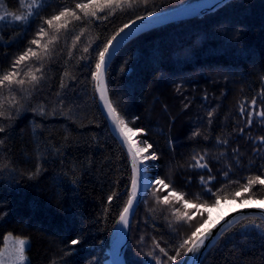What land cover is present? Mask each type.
Returning <instances> with one entry per match:
<instances>
[{
    "label": "trees",
    "instance_id": "16d2710c",
    "mask_svg": "<svg viewBox=\"0 0 264 264\" xmlns=\"http://www.w3.org/2000/svg\"><path fill=\"white\" fill-rule=\"evenodd\" d=\"M1 1L0 14L27 15L32 3ZM192 1L121 4L98 11L99 19L84 18L76 9L82 19L62 18L66 27L56 31L44 21L87 0H37L38 15L30 20L14 21L8 15L0 21V75L28 47L40 59L21 65L18 78L28 79L24 73L29 68H40L36 74L42 75L35 87L0 89L10 117H0L5 128L0 133V247L7 235H14L29 240L28 264H111V239L131 191L132 169L100 110L95 63L124 24ZM41 27L48 36L41 46L32 45ZM53 35L57 39L45 50L42 45ZM107 79L113 105L130 127L144 129L138 138L151 143L149 152L159 157L149 162L157 165L148 168L150 176L170 185L155 195L154 188L146 191L133 219L125 263L170 264L156 244L173 255L200 216L175 198L163 204L156 196L162 201L175 190L191 203L211 205L210 188L240 204L233 193L250 176L264 178V118L254 114L252 124L247 123L253 98L256 112L264 110V0H231L207 15L139 35L118 53ZM201 155L207 169L193 167V157ZM244 198L264 201V186L256 185ZM184 211L196 214L191 225L176 219ZM251 219L260 227H245ZM73 239L80 243L72 245ZM201 264H264V220H240Z\"/></svg>",
    "mask_w": 264,
    "mask_h": 264
},
{
    "label": "snow or ice",
    "instance_id": "6c2138e0",
    "mask_svg": "<svg viewBox=\"0 0 264 264\" xmlns=\"http://www.w3.org/2000/svg\"><path fill=\"white\" fill-rule=\"evenodd\" d=\"M23 3V0H21ZM43 0H41V3ZM143 3L147 4L149 0H87V2H80L75 5V9L65 7L63 10L59 11L58 14L52 15L50 18H47L44 23L52 29H55L56 31L59 30V28L66 27V23L61 22L62 18H68V17H75L76 20H81L82 16L84 18L87 17H95L99 19L100 17L97 15L98 11H103L105 8H113V7H119L121 4H127L129 7L132 6L133 3ZM35 6V7H33ZM41 4L37 3V0H32V3L28 5V11L27 15H17L15 13H9V14H0V21H4L8 18V15H11L14 21H27L30 20L32 17L38 15V9L40 8ZM76 9L79 10V12L82 14L78 15ZM148 15H153V13L149 12ZM106 18V17H105ZM138 20H143L144 17L138 16ZM132 24H135L136 21L133 20L131 22ZM130 28V24H124L123 27L119 29V31L116 32L115 35H113L103 46V50L99 52L98 58L95 63V70L92 73L93 79L96 81V89L99 92V98L103 102V108L106 110L107 117L110 120L111 124L113 125L114 130L116 133L121 137V143L122 145L126 146L127 154L130 156L131 159V169H132V175H131V191L128 193V199L126 201L125 206L123 207L122 211L119 213V223L122 225L121 228H118L116 232L114 233V237H116V245L113 248V254L117 257V260L115 261V264H120L118 260L119 252H120V245L123 243L122 241V233L121 230L125 232V229L129 227L130 223V216L134 209V203L138 200V193L143 191H146L149 188H154V195L156 192H159L161 190V187L163 189H168L170 185L165 182L163 178H160L158 176H150L148 168L149 167H157V165H149V161H156L159 159L156 152H149L150 149L153 148V145L151 143H148L146 140H144L143 146L140 145V143L133 139V137L136 135L137 132H144V129L137 128L133 129L129 126V122L124 118V116L121 114L120 111L117 110V107L113 105V102L109 98L108 93V87L105 83V71L108 64V61L111 57V52L114 47L113 42L117 41V38L121 36V33H124L125 29ZM38 39H32L31 44L36 46H41V40L48 36V31L41 27L37 33ZM79 36L76 37L77 40H79ZM57 39L56 35H53L48 43L43 44L42 47L47 50L49 47V44H51L54 40ZM85 52L88 51L87 48L84 49ZM32 58H37L38 54L32 47H28L23 53L18 55V57L14 60L12 64L11 70H9L7 73L0 75V89L4 88L5 86L8 88V90L11 92L13 90V86H19L21 90H23V86L27 83L31 87H35L36 84L40 82L42 79V75L38 76L36 73L40 72V68L35 69L33 71L31 68L28 69L26 73H24L25 77H28V79L25 78H18L21 76V72L18 70L21 65H23L26 61L31 60ZM41 67H43V64H41ZM63 87V84L61 85ZM12 100H15V97H11ZM256 104L257 101L255 98L251 100V107L252 111L248 113L247 123L249 125L252 124V118L254 114H258L260 117L264 118V110H260L258 113L256 112ZM240 112L241 115L244 114L245 108L244 104L241 103L240 105ZM212 113H209V116H211ZM0 117L10 118L6 116L5 111V101L2 98V92H0ZM5 128L3 126H0V133L4 132ZM243 131V129H241ZM194 136L199 135V132L193 133ZM260 140L264 141V137H260ZM226 143V141H224ZM0 144H3V140H0ZM193 159L196 161V163L193 165L195 168H204L207 169L208 165L207 163H201V161L204 160V156L201 155L197 159V157H193ZM40 172V168L36 169V172L33 173V176L37 175ZM225 177L228 176V172L224 173ZM209 179H214V177H209ZM201 183L206 184L207 181H205L204 177H200ZM256 185L264 186V178H262L260 175L256 176H250L247 178L246 183L237 191H235L232 195L233 200H239L242 204H246L247 200H251L253 197L249 196L247 200L244 198V194L248 193L250 190H252ZM222 191V190H221ZM208 194L210 196H214V201L211 205L207 204V201L204 203H191L188 200H185L183 197V194H178L173 190L168 195H164L162 197L156 196L157 202H162L163 204H171L172 198H175L177 202H182L185 209H196L198 214L200 216V222L197 226L193 228L190 235H187L185 239H183L182 243H180L178 249L175 251V253L171 256L168 255V252L165 250V248L160 247L159 244H156V247L159 248V251L164 254L168 258V261L170 264H175L178 258H180L182 255H188L196 254L201 248H204L206 246V242L210 239L212 236V229L215 226L216 222L211 221V216L208 217L204 216L205 212H209L210 208H219L221 205V201L223 200L225 203L229 202V198L227 195L221 196L216 193H213L212 190L208 189ZM113 195L108 197L109 204L112 202ZM190 215L187 211H184L183 213L177 212L176 219L178 221H184L187 222L189 225L192 224L193 220H195V215ZM221 219H224L221 217ZM245 219H248L245 217ZM260 227L259 225H256L255 219H251L249 221V225H245V227ZM80 243L78 239H73L71 241L72 245H76ZM16 246V252L15 256L16 259L20 262V264H23V262L26 260L25 257V248H26V240L25 239H17L15 242ZM183 262V261H182ZM157 264H160L159 261H157ZM195 264V262H193Z\"/></svg>",
    "mask_w": 264,
    "mask_h": 264
},
{
    "label": "water",
    "instance_id": "95a60500",
    "mask_svg": "<svg viewBox=\"0 0 264 264\" xmlns=\"http://www.w3.org/2000/svg\"><path fill=\"white\" fill-rule=\"evenodd\" d=\"M229 1L231 0H195L190 3L181 5L179 7L145 17L143 20H137L135 24L131 23L130 28L125 29L124 33H121V36L117 38V41L113 42L114 47L112 49L111 57L108 61L104 76L107 87H108L107 75L112 62L114 61L118 53L121 51V49L131 40H133L134 38L138 37L139 35L149 30H152L160 26H164L167 24H171L186 19H191L194 17L207 15L213 11H216L217 9H219ZM95 85H96V81H95ZM96 93L98 96L100 110L103 116L107 119L110 130L112 131L114 136L118 139L119 143L122 145L121 137L116 133V131L113 128V125L108 119L106 110L103 108V102L99 98V92L97 89H96ZM108 93H109V88H108ZM109 98H110V94H109ZM122 147L125 149L127 153L126 146L122 145ZM128 158L131 163V159L129 155ZM146 191L142 190L141 192L138 193V200L134 203V209L130 216L129 227L125 229V232L121 230L122 233L121 238L123 243L119 246L120 252H119L118 260L120 264H126L125 253L129 244L133 219L138 210V207L140 206L144 198ZM222 217L224 219L220 218L219 220L216 221V224L212 229V236L206 242V246L204 248H201L196 254L189 253L188 255H186L181 264H190V262L191 264H193V262H195V264H201L206 253L210 250L212 246L216 244V242L220 239V237L224 234V232H226L228 229H230L240 220L245 219V217L247 218L258 217L264 220V205L253 204L250 206H242L240 208L232 209L229 213L223 215ZM121 227L122 225L118 223L112 235L111 244H110V254H109L111 264H115V261L117 260V257L114 256L113 254V248L116 245V237H114V233L118 228Z\"/></svg>",
    "mask_w": 264,
    "mask_h": 264
},
{
    "label": "rangeland",
    "instance_id": "374dc122",
    "mask_svg": "<svg viewBox=\"0 0 264 264\" xmlns=\"http://www.w3.org/2000/svg\"><path fill=\"white\" fill-rule=\"evenodd\" d=\"M1 2L2 1L0 0V3ZM138 134L139 133L137 132L136 135L133 137V139L138 141L140 145L143 146V143L140 141V139L137 136ZM221 203H225V202H221ZM247 203H254V202H247ZM225 204H231V202H228ZM236 204H239V203H236ZM210 216H211V221L216 222L223 216V213L222 211H217V208H213L211 209ZM17 239H22V238L14 236V235H7V237L5 238L4 245L0 247V264H20V262L16 259V256H15V252H16L15 242L17 241ZM25 240H26V248H25L26 260L23 262V264H28V259L26 256V249L29 246V240L27 239Z\"/></svg>",
    "mask_w": 264,
    "mask_h": 264
},
{
    "label": "bare ground",
    "instance_id": "6f19581e",
    "mask_svg": "<svg viewBox=\"0 0 264 264\" xmlns=\"http://www.w3.org/2000/svg\"><path fill=\"white\" fill-rule=\"evenodd\" d=\"M253 204H259V205H264V201H257V202H254V203H246V204H236V203H233L231 202V204H225V203H221L220 207L217 208V211H222L223 215L229 213L232 209H235V208H240L242 206H250V205H253ZM191 264V262H190Z\"/></svg>",
    "mask_w": 264,
    "mask_h": 264
}]
</instances>
